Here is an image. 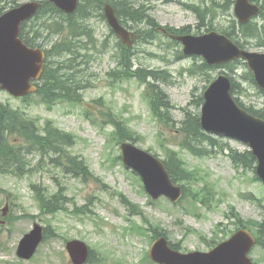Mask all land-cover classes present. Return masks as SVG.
Returning a JSON list of instances; mask_svg holds the SVG:
<instances>
[{"label":"rangeland","instance_id":"rangeland-1","mask_svg":"<svg viewBox=\"0 0 264 264\" xmlns=\"http://www.w3.org/2000/svg\"><path fill=\"white\" fill-rule=\"evenodd\" d=\"M29 1L34 0H0V11ZM123 1L131 14L130 24L140 33V41L132 50L123 49L125 57L135 69L154 71L157 79H144L137 74L124 82L113 81L111 73L126 61L120 60L119 40L104 18L103 10L89 5V14L79 18L78 23L95 30L99 42L87 51V57L83 55L85 50L81 51L85 57L80 74L81 83L85 85L79 90L81 102L47 105L37 95L24 100L0 89V101L25 110L28 117L37 119L42 127L50 120L56 128L76 137V142L67 148L75 159L48 147L45 152L35 150L26 155L32 164L27 166L24 174L16 175L14 169L12 173H0V264H70L65 244L67 239L74 238L86 241L100 252L108 250L112 263L153 264L148 260V253L155 230L157 234L164 232L183 252L208 251L221 239H228L241 226L240 222L256 231L259 223L264 221L263 182L255 175L254 168L235 161L228 150L246 152L249 149L246 144L218 136L220 138L215 140L224 146L222 151L214 149L211 154L195 156L185 148L186 108L194 114L200 112L201 108L196 107L195 102L220 73L227 71L231 75L230 69L206 66L202 57L180 53L183 46L161 32H152L154 27L147 17L155 19L157 26L187 28L196 34L207 32L209 27L228 35L249 51L263 52L264 16L242 26L235 20V0ZM257 1L264 5V0ZM201 15L205 17L201 18ZM72 22L65 15L44 11L25 28L31 42L51 48V60L57 65L62 61L69 62L72 57L71 51L60 52L56 46L66 37L68 42H74V37L69 36ZM185 25H191L192 29ZM251 33L253 35H249ZM76 49L72 47V50ZM231 65L238 69H234L238 84L235 96L255 111L264 112V95L255 84L243 78L245 62L237 60ZM109 76L112 82H109ZM148 83L155 84L169 99V107L162 112L164 118L155 113ZM86 104H92L94 109L88 112ZM107 113L119 123L114 136H119L120 130L133 132L137 138L135 145L139 148L163 161L175 157L186 165L179 182L188 193L183 203L174 205L167 198L153 201L148 197L137 172L118 159L120 145L114 140L109 141L115 127ZM13 138L17 135L9 136L7 142ZM193 143L202 147L199 141ZM76 162L84 172L74 170ZM37 166L39 169L34 170ZM207 184L213 188L211 203L195 204L192 192H200ZM39 192L45 197L53 195L57 198L61 209L51 214L42 213L37 198ZM7 197L9 215L12 213L14 218L3 224L1 212ZM125 199L140 205L152 221L141 235L126 231L132 225L129 220L139 222V218L129 214L128 206L122 203ZM83 207H86L85 212L80 211ZM115 210L123 218L114 215ZM36 222L46 228V238L34 257L23 261L16 254L17 246ZM124 233H128L125 238ZM251 257L258 264H264V246L253 248Z\"/></svg>","mask_w":264,"mask_h":264},{"label":"water","instance_id":"water-1","mask_svg":"<svg viewBox=\"0 0 264 264\" xmlns=\"http://www.w3.org/2000/svg\"><path fill=\"white\" fill-rule=\"evenodd\" d=\"M65 13H74L79 0H49ZM42 6L41 1H31L15 7L0 15V84L15 96L35 92L37 87L30 83L43 72L44 52L30 48L20 37L21 25L31 19ZM260 7L252 0H236L235 14L240 23H247L258 15ZM105 15L113 30L122 42L131 46L136 35L123 28L110 4L105 6ZM167 32L165 29H161ZM184 45L186 55H201L210 65L245 59L254 73L257 84L264 90V53L250 52L241 48L227 35L217 31L202 35H171ZM205 103L201 115L204 129L226 134L248 143L257 156V172L264 181V120L256 118L238 106L231 95V79L220 75L205 92ZM125 164L133 167L143 177L149 193L158 198L166 195L177 202L182 196V188L170 178L165 163L130 143L122 145ZM8 213V205L3 214ZM43 239V228H35L25 234L17 254L20 258H31ZM255 244V238L246 229L239 230L231 239L222 242L210 252L194 251L183 253L168 244L167 239L159 237L152 245L150 254L161 264H255L248 252ZM73 264L87 260L88 250L84 243L71 241L67 245Z\"/></svg>","mask_w":264,"mask_h":264},{"label":"trees","instance_id":"trees-1","mask_svg":"<svg viewBox=\"0 0 264 264\" xmlns=\"http://www.w3.org/2000/svg\"><path fill=\"white\" fill-rule=\"evenodd\" d=\"M102 1L103 0H82V3L79 5L77 12L75 14L67 16L70 20H73L71 25L72 34L70 33L69 36L74 37V42H68V37H66L63 43H59L56 46L59 48L60 52L71 51L72 57L69 59V65L63 66V68H58L55 70H45V74L43 75L44 82L42 88L46 89L44 90V96L49 101L55 102L60 96H63V89L65 90L67 87L77 86V80L73 73H78L79 71H81L80 66L82 61H79V59L83 57V55L81 54L82 47H77L76 50H72V47L75 46V39L77 38V36L93 40V35L86 27H82L78 23V20L79 18L89 14V5H96L98 7H101ZM109 1L114 6L118 16H121L125 21L130 20L131 14L130 12H128V7L126 6L123 0ZM1 9L2 7L0 6V10ZM44 11H50L61 14L60 10H58L54 5L48 2L45 3V5L41 8L38 15L43 13ZM0 13H2V11H0ZM261 15L264 16V5L261 6ZM147 17L149 19V24L154 27L151 29V31L154 32L157 23L154 19H151L149 16ZM204 17L205 16L201 15V18ZM132 18L136 19L135 16H132ZM53 23H55V21H53ZM27 24L28 23L24 24L22 27V36L25 38L28 36V32L25 28ZM169 30L171 32L177 33L189 32L187 28H182L180 30L170 28ZM35 33L39 34V31L36 30ZM249 35L253 34L251 33ZM78 44L79 42H77V45ZM123 64L125 66V72L128 75H137V71L132 70V63L130 61L123 62ZM231 67L233 71L235 66L231 65ZM148 75L149 72L147 75H145V78H147ZM150 75H154L156 77L154 72H150ZM245 75L246 77L253 80L252 74L250 72H247ZM237 87L238 84L234 81L233 90L236 88L235 92H237ZM152 88L154 91L152 101L153 108L157 115H160L162 118H164V115L162 114V108L169 107V99L167 96L163 95L156 86L152 85ZM201 102L202 96H200V98L195 102V104L199 107ZM245 108L258 116L264 117V112L255 111L253 107L249 106ZM186 110V115L188 117L184 121L185 131L187 133L185 147H187L195 156H204L213 152L214 148L220 145L217 144L216 140L212 137L208 138L207 145H205L204 143H200L202 147L199 145H194L193 142H200L203 138L207 137V135L201 129L199 118L196 116L198 114L196 113V115H193L194 113H192L188 108H186ZM0 122L2 125L3 132L5 130H8L11 134L18 135V141L25 140L27 142L26 147L22 145L18 146L17 143L12 145L7 142L6 137L2 135V138L0 140V173H12L14 169V173L16 174H24L27 170V166L30 164V161L25 159V157L23 156L24 149V153L29 154L32 153L34 150H40L41 152H45L48 147H52L62 153L65 151L64 146L73 142V137L71 135L66 134L60 130H51L50 123H48L45 127L46 134L44 136H40L41 134L38 132V127L34 124V122L28 121L24 117V115L21 114L19 111L11 109L9 105H4L2 102H0ZM119 135L124 136V130H120ZM127 138H134V135L130 134L127 136ZM209 144H211L212 146L214 145V147H210ZM231 156L235 159V161H239L240 163H242V165L249 166L251 168L255 167L256 158L250 151L239 152L237 150L231 149ZM180 163L181 162L178 161L175 157H171L166 162L171 175H173V177L175 178L180 177L178 176V171H181L182 169ZM73 168L76 172H84V168L81 167V165L77 162L76 166H74ZM34 188L38 190L36 186H34ZM202 189L205 190V193H198V195H200L199 200L203 201L204 204H210L213 198L210 192L213 190V188L209 184H207L206 188ZM37 198L41 207V212L44 214H51L61 209L60 202L57 201L58 199L55 198L53 195L50 197H45L43 193L39 192ZM234 215L237 218L239 217V215L236 213H234ZM13 218L14 216H9L7 219L11 221ZM240 223L244 224L243 222ZM256 232L258 236V243L264 246V221L259 223ZM174 247L179 248V245H174Z\"/></svg>","mask_w":264,"mask_h":264},{"label":"bare ground","instance_id":"bare-ground-1","mask_svg":"<svg viewBox=\"0 0 264 264\" xmlns=\"http://www.w3.org/2000/svg\"><path fill=\"white\" fill-rule=\"evenodd\" d=\"M261 5H262V4H261ZM92 7H93V6H92ZM142 7H143V6H142ZM139 8H140V7H139ZM144 9H145V8H144ZM51 13H52V12H51ZM55 14H56V13H55ZM199 18H200V16H199ZM262 18H263V17H262ZM262 18H261V19H262ZM261 21H262V20H261ZM259 22H260V21H259ZM262 24H263V23H262ZM199 25H200V24H199ZM199 25H198V26H199ZM260 25H261V24H260ZM238 28H239V26H238ZM88 30H89V29H88ZM242 30H243V29H242ZM72 37H73V36H72ZM70 53H71V52H70ZM68 61H69V60H68ZM242 65H243V64H242ZM237 70H238V69H237ZM72 72H73V71H72ZM226 72H227V71H226Z\"/></svg>","mask_w":264,"mask_h":264}]
</instances>
